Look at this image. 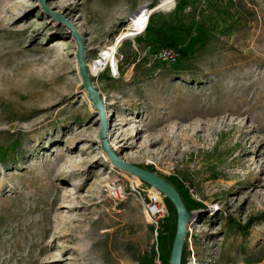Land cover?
<instances>
[{
  "label": "rangeland",
  "instance_id": "1",
  "mask_svg": "<svg viewBox=\"0 0 264 264\" xmlns=\"http://www.w3.org/2000/svg\"><path fill=\"white\" fill-rule=\"evenodd\" d=\"M178 1L147 24L175 51L152 30L123 37L162 0H44L85 40L114 151L201 204L188 208L185 264H264V0L175 12ZM45 5L0 0V264H154L159 239L172 249L176 211L102 150L78 42ZM153 193L158 232L144 212Z\"/></svg>",
  "mask_w": 264,
  "mask_h": 264
},
{
  "label": "water",
  "instance_id": "2",
  "mask_svg": "<svg viewBox=\"0 0 264 264\" xmlns=\"http://www.w3.org/2000/svg\"><path fill=\"white\" fill-rule=\"evenodd\" d=\"M45 5L44 0H42ZM46 11L53 16L57 21L67 25L74 33L76 41L78 42V67L79 73L82 78L83 87L88 93L89 99L93 102L94 107L100 115L101 132L100 139L102 144V150L108 156L110 162L121 171H124L136 178H138L144 184L150 186L157 192L165 196L173 205L176 215V232L173 239L172 249L169 258V264H183L184 251L186 246V238L188 236V228L191 217L195 215L196 211H189L180 191L169 181L159 176L158 174L144 169L140 166L130 164L124 161L112 148L108 132L110 129L108 114L103 97L100 95L98 89L95 87L94 82L88 71L87 64V51L86 43L80 32L68 22L61 14L55 13L47 8Z\"/></svg>",
  "mask_w": 264,
  "mask_h": 264
},
{
  "label": "bare ground",
  "instance_id": "3",
  "mask_svg": "<svg viewBox=\"0 0 264 264\" xmlns=\"http://www.w3.org/2000/svg\"><path fill=\"white\" fill-rule=\"evenodd\" d=\"M175 4V0H162L161 4L153 9V10H150V11H147V12H142L141 14V17H140V20L137 21L136 23V26L133 27L130 31H128L127 33L124 34L123 37H130V36H134V35H137V34H140V33H143L145 32V29H146V26L148 24V20L150 18V15L152 13H154L155 11H157L158 9H168V8H171L173 7ZM19 20V19H18ZM121 43V40L118 42V45ZM105 58L107 60V65L112 61V58H113V52L112 51H109L107 53V55H105ZM88 64V62H87ZM104 64L100 65L99 67V70L101 69V67H103ZM115 68V66H114ZM89 71V70H88ZM90 74V73H89ZM106 105V104H105ZM108 116H109V111H108ZM114 145V143H113ZM69 149H72V148H69ZM73 156H69V155H62L59 159L61 161H63L64 163L63 164H67V165H71L72 167H74L76 170L80 169L81 168V163L80 162H76V161H73ZM124 161H127L126 158H123ZM66 176V174H63L62 175V178H63V181H66V179L64 178ZM136 178V177H134ZM137 179V178H136ZM138 180V179H137ZM78 184H75L73 186H77ZM68 198V195H63L57 199H55L52 204L50 205V207L53 209L56 205H61L63 203L66 202ZM62 208V207H61ZM60 209V208H59ZM58 209V210H59ZM192 222H190L189 224V228H190V225H191ZM188 228V229H189ZM104 241L105 240H101V243L104 245ZM113 249V247H112ZM113 251V250H112ZM117 256V255H116Z\"/></svg>",
  "mask_w": 264,
  "mask_h": 264
},
{
  "label": "trees",
  "instance_id": "4",
  "mask_svg": "<svg viewBox=\"0 0 264 264\" xmlns=\"http://www.w3.org/2000/svg\"><path fill=\"white\" fill-rule=\"evenodd\" d=\"M188 6V2L186 0H180L177 3V7L175 9V12H180L184 10ZM147 30H152L155 37L159 40V42L164 45L167 49H173L175 51H178L176 40L166 35L161 28H149L147 27ZM180 191L181 187H179V184L175 185ZM183 199L188 205L189 209H198L201 207V204L197 203L196 201L192 200L188 193L182 194ZM159 247L161 251V259L165 264H169V258L171 253V247H169L168 250H166L165 244L162 239H159ZM184 264H185V258H184Z\"/></svg>",
  "mask_w": 264,
  "mask_h": 264
},
{
  "label": "built area",
  "instance_id": "5",
  "mask_svg": "<svg viewBox=\"0 0 264 264\" xmlns=\"http://www.w3.org/2000/svg\"><path fill=\"white\" fill-rule=\"evenodd\" d=\"M147 29V26H146ZM145 29V30H146ZM110 69L113 73V75H119V64L116 62L115 68L110 63ZM144 212L146 216L149 218L152 225L155 226L156 232H158V229L160 227V223L163 220L165 216V204L164 201L161 199V197L155 193L152 194V196H148V200L144 203ZM154 264H165L162 259L161 255L158 253Z\"/></svg>",
  "mask_w": 264,
  "mask_h": 264
}]
</instances>
